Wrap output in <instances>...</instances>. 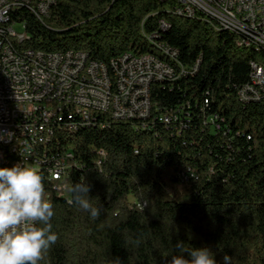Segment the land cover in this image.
<instances>
[{"label": "trees", "instance_id": "trees-1", "mask_svg": "<svg viewBox=\"0 0 264 264\" xmlns=\"http://www.w3.org/2000/svg\"><path fill=\"white\" fill-rule=\"evenodd\" d=\"M20 17L29 38L10 40L19 53L80 51L109 70L125 53L152 55L175 73L151 86L145 119L93 113L96 123L76 120L74 131L39 136L40 156L69 148L63 183L86 176L100 208L93 220L70 204V194L57 191L60 183L48 180L45 160L39 173L59 239L39 264H107L114 257L122 264H169L172 255L201 247L217 264L224 254L232 264H264V101L238 97L250 62L262 61L264 51L238 46L237 34L201 12L177 15L171 1L62 0L42 23L26 11ZM157 41L177 55L164 54ZM197 62V73L179 76L180 67ZM187 171L194 177L183 182L178 174ZM177 241L187 251L176 249Z\"/></svg>", "mask_w": 264, "mask_h": 264}, {"label": "built area", "instance_id": "built-area-1", "mask_svg": "<svg viewBox=\"0 0 264 264\" xmlns=\"http://www.w3.org/2000/svg\"><path fill=\"white\" fill-rule=\"evenodd\" d=\"M58 1L62 0H0V154L3 157V148H12L14 161L10 168L18 163L33 167L30 159L55 161V168L44 172L49 181L60 183L57 191L66 195L63 181L72 160L69 148L61 149V155L56 157L35 155V148L44 144L30 143V130L48 131L51 135V131L76 130V120L81 125L96 123L79 112L80 103L92 104L98 116L145 119L150 116L151 86L173 79L175 73L159 67L147 56L131 53L111 60V70L80 51L50 54L28 49V53H11L12 38H29L21 12H28L42 23ZM163 1H171L173 11L195 13V8H202L217 25L238 30V46L264 51V0ZM160 26L168 25L162 22ZM155 43L173 57L177 55L168 45ZM198 65L180 67L179 76L194 75ZM250 67L249 83L240 89L245 91L246 100L264 101V59L250 62ZM33 73H41V80H33ZM16 89H25V98H16ZM28 99H37V107L28 106ZM52 99L63 100V107L52 106ZM160 120L167 123L170 119L162 116ZM213 126L220 129L217 123ZM178 177L193 178L194 174L181 172Z\"/></svg>", "mask_w": 264, "mask_h": 264}, {"label": "clouds", "instance_id": "clouds-1", "mask_svg": "<svg viewBox=\"0 0 264 264\" xmlns=\"http://www.w3.org/2000/svg\"><path fill=\"white\" fill-rule=\"evenodd\" d=\"M7 138H11L9 133ZM43 176L35 168L21 163L11 168H0V264H39L59 237L53 229V204L45 199ZM92 185L82 176L78 182L66 183L70 204L87 212L93 220L100 216L97 203L89 196ZM181 252L184 243L174 246ZM107 264H122L119 257ZM169 264H217L214 253L208 247L187 251V256L172 255ZM221 264H232V258L224 254Z\"/></svg>", "mask_w": 264, "mask_h": 264}, {"label": "bare ground", "instance_id": "bare-ground-1", "mask_svg": "<svg viewBox=\"0 0 264 264\" xmlns=\"http://www.w3.org/2000/svg\"><path fill=\"white\" fill-rule=\"evenodd\" d=\"M177 15H185L188 17L194 16L196 12H202V8H195V13H185L183 11H174ZM209 19V15H205ZM220 29L224 31H228L230 33H234L238 35V30L233 29L231 27H227V25H218ZM12 41L17 44H22L25 41V38H12ZM11 47V53H19V50L13 47L10 43ZM164 54L169 55L170 53L165 52L162 50ZM67 53H73L72 51H68L65 53H54V54H67ZM171 55V54H170ZM147 56V58H150V61L155 62L156 64L159 65V67H165L169 69V71H172L168 66H166L164 63L159 61L157 58H155L152 55H144ZM173 56V55H172ZM33 80H41V73H33ZM239 100L242 103H251V102H257L255 100H246L245 98V91L240 90L238 94ZM16 98H25V89H16ZM28 106L30 107H37V99H28ZM52 106L55 107H63V100L60 99H52ZM79 112H83L86 116H90L93 113H97V111H94V106L89 103H80L79 104ZM114 120H124V119H114ZM46 131H38V130H30V143L32 144H38L40 142L39 136L42 138L41 134H45ZM38 147L35 148V155H38ZM6 152L10 153L12 152V148H3V156L6 154ZM10 156V154H8ZM71 158V157H70ZM0 168H10V165H13L14 159H3L2 154H0ZM45 160H40V159H30V166H33L37 171H40L41 166L45 165ZM55 168V161H50L48 162V168L47 169H52ZM180 179L184 182L187 181L188 179L186 177H180Z\"/></svg>", "mask_w": 264, "mask_h": 264}, {"label": "rangeland", "instance_id": "rangeland-1", "mask_svg": "<svg viewBox=\"0 0 264 264\" xmlns=\"http://www.w3.org/2000/svg\"><path fill=\"white\" fill-rule=\"evenodd\" d=\"M67 193V192H66Z\"/></svg>", "mask_w": 264, "mask_h": 264}]
</instances>
